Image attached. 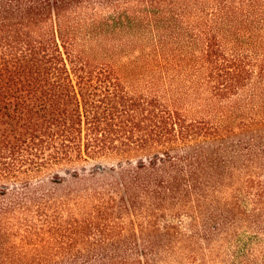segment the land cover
<instances>
[{"label": "trees", "instance_id": "trees-1", "mask_svg": "<svg viewBox=\"0 0 264 264\" xmlns=\"http://www.w3.org/2000/svg\"><path fill=\"white\" fill-rule=\"evenodd\" d=\"M0 264H264V0H0Z\"/></svg>", "mask_w": 264, "mask_h": 264}, {"label": "rangeland", "instance_id": "rangeland-1", "mask_svg": "<svg viewBox=\"0 0 264 264\" xmlns=\"http://www.w3.org/2000/svg\"><path fill=\"white\" fill-rule=\"evenodd\" d=\"M134 56H137V54H134V53H133V54L131 55L132 58H129V59L132 60ZM141 61H142V62H141ZM141 61H140L141 63H144V62L147 61V60H141ZM179 79H180V80H179ZM181 79H182V78L177 77V80H176V82H175V85H177V86H179V85L181 86V85H182V86H185V87H186V80L182 79V80H183V81H182ZM183 101H185V104H186V106H187L188 103H191V102H192V99H190V98H186V99H184ZM183 103H184V102H183ZM190 114H194V113H193V109H191Z\"/></svg>", "mask_w": 264, "mask_h": 264}]
</instances>
